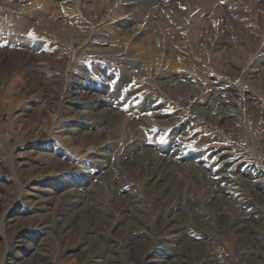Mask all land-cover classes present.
<instances>
[{
    "label": "rangeland",
    "instance_id": "374dc122",
    "mask_svg": "<svg viewBox=\"0 0 264 264\" xmlns=\"http://www.w3.org/2000/svg\"><path fill=\"white\" fill-rule=\"evenodd\" d=\"M0 264H264V0H0Z\"/></svg>",
    "mask_w": 264,
    "mask_h": 264
},
{
    "label": "bare ground",
    "instance_id": "6f19581e",
    "mask_svg": "<svg viewBox=\"0 0 264 264\" xmlns=\"http://www.w3.org/2000/svg\"><path fill=\"white\" fill-rule=\"evenodd\" d=\"M143 40H144V39H143ZM140 45H141V44H140ZM142 45H143V44H142ZM146 46H147V45H146ZM136 47H137V48H136ZM136 47H135V52H136V53H139V51H138V47H139V46L136 45ZM140 48H141V47H140ZM141 49H142V48H141ZM135 52H134V53H135ZM168 230H169V229H168ZM170 231H171V229H170ZM188 246H190V244H188Z\"/></svg>",
    "mask_w": 264,
    "mask_h": 264
},
{
    "label": "snow or ice",
    "instance_id": "6c2138e0",
    "mask_svg": "<svg viewBox=\"0 0 264 264\" xmlns=\"http://www.w3.org/2000/svg\"><path fill=\"white\" fill-rule=\"evenodd\" d=\"M31 35V34H30Z\"/></svg>",
    "mask_w": 264,
    "mask_h": 264
}]
</instances>
